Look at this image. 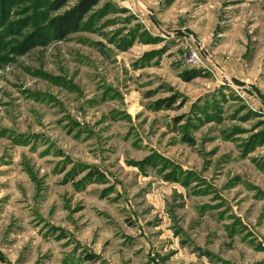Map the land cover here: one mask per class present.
<instances>
[{
	"label": "rangeland",
	"instance_id": "1",
	"mask_svg": "<svg viewBox=\"0 0 264 264\" xmlns=\"http://www.w3.org/2000/svg\"><path fill=\"white\" fill-rule=\"evenodd\" d=\"M54 1L0 0V264H264V0H99L62 39Z\"/></svg>",
	"mask_w": 264,
	"mask_h": 264
},
{
	"label": "trees",
	"instance_id": "2",
	"mask_svg": "<svg viewBox=\"0 0 264 264\" xmlns=\"http://www.w3.org/2000/svg\"><path fill=\"white\" fill-rule=\"evenodd\" d=\"M66 0H55L53 7L60 8ZM99 0H80V2L71 10L64 14L52 17L49 20L48 29L56 38H64L67 34L77 31L80 27L84 15L90 11L92 6L96 5ZM35 38H40L36 36Z\"/></svg>",
	"mask_w": 264,
	"mask_h": 264
},
{
	"label": "built area",
	"instance_id": "3",
	"mask_svg": "<svg viewBox=\"0 0 264 264\" xmlns=\"http://www.w3.org/2000/svg\"><path fill=\"white\" fill-rule=\"evenodd\" d=\"M189 61L191 62H200V57L196 51H192L189 57Z\"/></svg>",
	"mask_w": 264,
	"mask_h": 264
}]
</instances>
